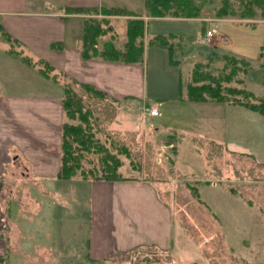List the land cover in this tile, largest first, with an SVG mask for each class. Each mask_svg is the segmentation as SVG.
<instances>
[{
    "label": "rangeland",
    "instance_id": "1",
    "mask_svg": "<svg viewBox=\"0 0 264 264\" xmlns=\"http://www.w3.org/2000/svg\"><path fill=\"white\" fill-rule=\"evenodd\" d=\"M193 1L200 6L195 19L161 18L148 23L150 31L168 32L164 34L166 44L172 46L169 55L167 49L154 45L146 52L148 92L173 99L147 102L155 104L159 114H145L140 104L130 100L118 103L108 95H95L80 85L85 83L67 82L90 114L86 135L95 147L89 152L77 150L83 169L95 174L88 173V178L100 179L102 173L151 180L174 210L173 256L139 251L118 257L119 264H163L155 260L166 264H264V115L236 105V101L253 100L231 90L245 89L264 100V55L260 57L263 65L255 68L250 60L238 58L264 50V16L250 0ZM111 25L114 33L106 31L99 44L109 42L122 49L127 40L123 21L116 19ZM209 29H214L213 35L207 37ZM204 30L205 40H199ZM169 32L176 37L169 39ZM221 35L227 38L220 40ZM227 55L229 59H225ZM169 57L175 61L171 66ZM246 71L244 85L240 78ZM226 75L232 78L226 80ZM216 77L224 102L211 98V91L205 89L214 87ZM202 85L206 87L195 89V94L201 92L205 100L179 103V98H187L188 86ZM78 179L73 177L66 187L45 183L47 194L39 185L27 183L24 186L34 199L22 201L28 212L20 213V203L9 201L10 218L28 228L24 240L29 249L18 260L9 250L5 264H67L52 251L64 237L71 234L76 238L84 231L80 215H74L78 206L73 193L82 192L75 182ZM38 248L52 249V255L44 260ZM34 258L36 262H32Z\"/></svg>",
    "mask_w": 264,
    "mask_h": 264
},
{
    "label": "crops",
    "instance_id": "2",
    "mask_svg": "<svg viewBox=\"0 0 264 264\" xmlns=\"http://www.w3.org/2000/svg\"><path fill=\"white\" fill-rule=\"evenodd\" d=\"M115 6L134 11L144 20L141 62L82 56L86 19L103 17L102 7ZM72 8L85 11L69 12ZM133 17L108 16L107 34L114 33L111 23L116 19L123 21L125 33L127 19ZM161 18L193 19L150 16L145 0L139 3L135 0H0V264L7 263L9 250L18 260L28 255L25 250L29 249L24 240L28 228L10 218L9 201L20 203V213L28 212L22 201L33 202L34 199L24 185L33 182L47 194L45 183L66 187L73 180V177L59 176L64 121L63 83L73 79L92 85L118 103L130 100L140 104V110L145 114V106L156 107L147 103L150 99H158L161 103L173 100L153 96L146 84L145 62L149 46L164 47L168 55L172 47L147 43L149 39H160L168 33L148 28L151 19ZM169 33V39L176 37L173 32ZM204 33L205 30L198 36L199 40H205ZM226 38V35L224 38L220 36V40ZM216 45L213 42L212 46ZM263 55L264 50L259 49L254 56L241 54L238 58L250 60L251 68H255L263 65L260 60ZM167 60L170 66L175 62L171 57ZM45 68L47 75L41 71ZM240 79L246 85L247 72ZM178 85L181 88V83ZM179 99L181 104L195 102L189 99L188 92L186 99ZM215 141L220 142L219 139ZM75 177L81 178L75 182L82 192L73 193V202L78 206L75 209L78 213L74 212V215H80L79 225L84 231L76 234V238L69 234L70 238L64 237L56 242L52 254H60L67 264H119L118 257L139 251L174 255V210L155 182L141 178ZM37 250L43 253L44 260L52 255V249ZM33 261L36 262L37 258Z\"/></svg>",
    "mask_w": 264,
    "mask_h": 264
},
{
    "label": "trees",
    "instance_id": "3",
    "mask_svg": "<svg viewBox=\"0 0 264 264\" xmlns=\"http://www.w3.org/2000/svg\"><path fill=\"white\" fill-rule=\"evenodd\" d=\"M250 5H256L261 9V15L264 16V0H250L248 2ZM145 6L148 14L150 16H171V17H182V18H194L200 13V6L196 5L193 0H145ZM69 12H84V9L72 8ZM226 10L225 7L223 9ZM222 10V11H223ZM96 12V11H95ZM101 12L103 17H90L86 19L83 27L82 34V46L81 52L84 58H89L91 56H101L108 60H118L124 62H141L143 58V36L145 31L144 20L140 18V14L135 13L124 7H102ZM93 13V12H92ZM169 14V15H168ZM112 15H128L134 16L133 18L127 19L126 34L127 40L122 49L114 46L109 42L104 44H99V38L108 31V16ZM107 24V25H106ZM149 39L148 44L160 43L166 45V39L164 38ZM229 56H225V59H229ZM236 61V60H234ZM262 64V62H261ZM49 68V67H46ZM41 70L44 75H47V69ZM247 72V71H246ZM235 71L232 72V76ZM211 77L210 75H206ZM232 76L226 75L224 79L230 80ZM218 78V77H216ZM219 79H215L214 87L195 88L193 86H188L187 92L190 100L203 101L205 97L195 94V89H208L211 91L208 95L219 101L224 102L225 95L221 93V85ZM84 86L87 91H91L93 94L98 96H106L105 93L95 89L89 84H80ZM232 92H237L244 97H250L253 101H236L235 104L244 106L249 110L257 112L264 115V100L256 98L251 91L237 89L232 87ZM63 92V109H64V121L61 130V165L59 170V176L63 178H70L75 176H80L82 178H88V171L84 170L80 164L81 154L77 150L84 149L89 152L93 147L92 139L86 135V129L88 126L89 111L84 109L82 106V101L79 97H74L75 94L72 92L70 85L67 81L62 84ZM79 120L78 123H73L72 121ZM75 143L78 147H74ZM102 172V171H101ZM116 173V172H115ZM93 174V173H90ZM95 176V174H93ZM101 176V177H100ZM100 179H119L117 174L105 175L100 173Z\"/></svg>",
    "mask_w": 264,
    "mask_h": 264
},
{
    "label": "built area",
    "instance_id": "4",
    "mask_svg": "<svg viewBox=\"0 0 264 264\" xmlns=\"http://www.w3.org/2000/svg\"><path fill=\"white\" fill-rule=\"evenodd\" d=\"M213 30L214 29H209L206 31V36L207 37H210L213 35ZM145 112L148 114V115H157L158 114V110L155 108V107H152V106H146L144 108Z\"/></svg>",
    "mask_w": 264,
    "mask_h": 264
}]
</instances>
